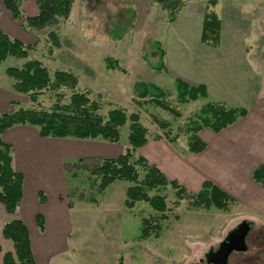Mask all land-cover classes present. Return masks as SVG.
<instances>
[{
	"label": "rangeland",
	"instance_id": "374dc122",
	"mask_svg": "<svg viewBox=\"0 0 264 264\" xmlns=\"http://www.w3.org/2000/svg\"><path fill=\"white\" fill-rule=\"evenodd\" d=\"M185 6H193L198 12H191V16L185 12L175 27L172 25L178 16L170 23L166 12L154 0H74L66 21L60 20L41 30L25 29L24 20L16 21L13 29L5 21L6 29L12 31V35L5 32L8 36L35 47L27 59L7 58L0 65V89L11 92L21 108L49 109L58 99L62 104L68 103L71 91L66 88L41 92L35 104L28 95L12 89L13 80L5 70L37 60L50 77L55 71L72 73L77 81L75 91L87 93L89 99L97 102L100 116L106 117L115 108L122 109L127 115L137 113L148 130V140L166 139L164 132L168 131L170 137L179 135L173 145L178 151L185 152L186 124L196 120L195 114L209 100L177 101L176 85L168 76L151 68L158 58L154 43H159L167 54L176 42L178 26L183 24L187 31L190 19L187 42L196 49L203 47L199 26L204 13L211 12L220 23V41L218 47L210 48L220 53L229 51L230 56L236 55L238 48L239 54L246 55L264 77V0H186ZM129 11L135 13V18L117 38V29L124 27L130 19ZM36 12L34 0L23 1L24 16ZM51 32L60 43L58 47L49 42ZM107 59L117 61L122 71L107 68ZM139 82L166 89L169 95L164 102L179 115L175 117L162 110L148 98H137L134 85ZM156 120L166 122L168 128H160ZM128 125L129 122L120 129V140L116 144L101 140L53 139L62 143L57 142V147L48 151L52 156L47 153V165L54 169L59 160L65 174L64 194L60 199L67 206L71 205L68 207L71 210L66 247L50 264H118L120 259L123 264H206L205 253L216 249L228 232L242 221L250 222L253 233L261 231V237H264V218L237 200L226 212L214 207L209 210L190 208L187 200L180 201L175 207V191L168 186L155 193L165 198L168 208L167 219L161 221L160 215L147 203L137 202L132 209L125 207L126 189L131 186L127 182L115 181L99 192L98 179L90 174L95 163L91 160L123 154L128 146ZM91 144L102 148L100 154L89 152ZM169 149L164 170L168 175L177 173L182 180L178 182L191 191L192 187L183 179L187 178L186 174L173 167L171 158L177 156V152ZM147 152L143 147L137 149L132 160L140 155L146 157ZM152 158L158 159L156 155ZM53 189L45 188L43 193L46 195ZM144 220L151 226L159 222L158 236L152 232L141 238ZM251 245L250 252L254 254L261 248L257 243ZM260 255L264 258V253Z\"/></svg>",
	"mask_w": 264,
	"mask_h": 264
},
{
	"label": "trees",
	"instance_id": "16d2710c",
	"mask_svg": "<svg viewBox=\"0 0 264 264\" xmlns=\"http://www.w3.org/2000/svg\"><path fill=\"white\" fill-rule=\"evenodd\" d=\"M23 0H0V9L3 7L10 12L16 21L24 20L25 29L41 30L45 27L57 24L60 20L66 21L69 17L74 0H35L37 12L33 16H24L21 11ZM186 0H154L161 10L166 12L169 22L175 21L185 5ZM131 14L127 24L118 28V37L131 25L135 13ZM220 23L211 12H205L200 35L201 44L209 47L219 46ZM49 42L54 47L60 45L56 35L49 33ZM35 45H25L21 41L11 38L0 30V65L7 58L27 59ZM157 51V63L151 68L156 71L164 69V52L159 43H154ZM106 66L109 69L121 70L117 61L107 59ZM7 76L13 80L12 89L19 94H26L29 100L35 104L37 96L45 91H58L62 88L69 89L71 95L69 102L62 104L59 99L49 109L21 108L13 103L15 110L8 114L0 115V203L9 214L16 212L22 201L23 176L13 168L12 149L10 145L2 141V135L10 128L20 125H29L37 129L41 138L75 139V140H101L116 144L120 140V129L127 122L128 146L123 154L115 158L93 159L95 162L91 175L98 179V191L103 192L106 187L115 181H124L131 186L126 189L124 205L132 209L137 202L147 203L151 209L159 214V219L166 220L168 210L163 196L155 194L161 189L171 187L175 191L173 205L177 207L182 200H187L190 208L209 210L214 207L224 212L229 211L230 205L235 200L227 193L220 190L209 181H204L197 191L187 190L175 179H168L166 175L154 164L148 162L143 156L132 160L137 149L143 147L148 141V130L140 122L137 113L127 115L125 111L115 108L109 111L106 117L98 114L99 105L89 99L87 93L76 92L77 84L75 76L70 72L55 71L50 77L47 69L37 60H29L20 68L12 67L5 70ZM177 101L186 103L206 98V90L203 86L192 87L176 80ZM135 96L141 100L148 98L154 105L162 110L178 116L176 109L167 105L164 100L169 95L166 89L159 88L151 83L139 82L134 85ZM247 114L243 108L229 107L217 101L206 102L195 114V121L186 124L185 133L187 148L190 153L202 152L206 145L201 141L198 133L204 129H210L215 133L234 124L239 118ZM156 123L162 129H167L164 121ZM179 135L170 137L168 131L164 137L169 143H174ZM79 162L83 160L79 159ZM253 180L264 187V164L258 166L253 174ZM153 193V195H150ZM40 203L45 198L42 192L38 193ZM71 205H68L70 207ZM36 223L43 230V221L40 215L36 216ZM151 231V232H150ZM154 232L158 236L160 224L151 226L146 220L142 222L141 238H146ZM2 235L13 244V253H6L3 264H36L33 256L29 233L20 220L6 222L2 229ZM118 264H123L120 259Z\"/></svg>",
	"mask_w": 264,
	"mask_h": 264
},
{
	"label": "crops",
	"instance_id": "0c3cea01",
	"mask_svg": "<svg viewBox=\"0 0 264 264\" xmlns=\"http://www.w3.org/2000/svg\"><path fill=\"white\" fill-rule=\"evenodd\" d=\"M187 6L183 7L173 27L185 12L189 15L191 12H198L195 7ZM35 8L37 9L36 3ZM189 20L187 31L183 24L178 26L175 44L172 43L167 54L164 53V69L156 72L168 76L174 86L176 80L192 87L203 86L206 90L204 99L221 102L229 107L243 108L247 114L219 133L202 129L198 136L206 147L200 153H190L187 142L186 147H183L185 152H180L175 144L159 139L148 140L143 146V149L148 150L145 158L156 165L167 178L182 181L177 173L168 175L163 168L169 148L175 149L177 156L171 158L173 167L186 174L187 178L183 179L190 184L192 192L197 191L204 181H209L234 200L255 209L256 214L264 218V187L252 178L254 170L264 164V77L246 55L239 54L238 48L236 55L230 56L229 51L220 53L204 45L197 49L192 47L187 42L191 26ZM5 21L15 29L16 20L4 8L0 9V30L12 35V31L4 26ZM202 23L203 18L199 26V36ZM11 95V92L0 89V115L15 110L16 107L12 104L18 102ZM1 138L12 149L13 168L22 174L23 185L22 201L15 213H7L0 203V264H3L6 253H13L12 242L2 235L4 224L12 220H20L26 227L35 263L50 264L64 250L69 235L71 209L60 199L64 194L62 183L65 174L59 160L54 169L47 165L48 151L55 149L57 142L62 143L56 140L63 139L41 138L37 129L29 125L14 126ZM89 147V152L92 153L100 154L102 151L97 145L91 144ZM48 154L52 156V153ZM118 155L104 156L102 159L115 158ZM153 155L158 159H153ZM48 187L54 189L45 195L44 189ZM40 192H44V203H40ZM37 215L42 218L43 230L37 226Z\"/></svg>",
	"mask_w": 264,
	"mask_h": 264
},
{
	"label": "flooded vegetation",
	"instance_id": "af4514ba",
	"mask_svg": "<svg viewBox=\"0 0 264 264\" xmlns=\"http://www.w3.org/2000/svg\"><path fill=\"white\" fill-rule=\"evenodd\" d=\"M242 222H247V221H242ZM241 223L236 225V227L233 228L231 231H229L228 234L232 232L233 230L237 229ZM247 223L249 224L250 229L245 237L246 249L242 252H234V251L231 252L227 257V261L225 264H261V263L264 264V258H261V255H260L261 253H264V237H261V234H262L261 231H257L253 233V229H254L253 225L250 222H247ZM260 237L262 239H260ZM221 242L219 243L216 249H210L208 250L207 253H205L204 260L206 264H214V261L215 262L219 261V258L216 255V252L218 251ZM251 243H257L258 245L261 246L260 250L255 254L250 252L252 250ZM207 261H209V263Z\"/></svg>",
	"mask_w": 264,
	"mask_h": 264
},
{
	"label": "water",
	"instance_id": "95a60500",
	"mask_svg": "<svg viewBox=\"0 0 264 264\" xmlns=\"http://www.w3.org/2000/svg\"><path fill=\"white\" fill-rule=\"evenodd\" d=\"M250 229L247 222H242L237 229L230 232L226 238L221 242L216 255L219 261L214 264H225L227 257L231 252H242L246 249L245 237ZM209 263V261H207Z\"/></svg>",
	"mask_w": 264,
	"mask_h": 264
}]
</instances>
